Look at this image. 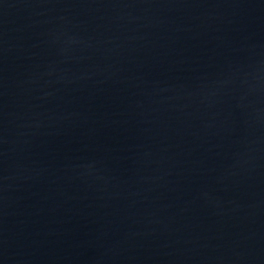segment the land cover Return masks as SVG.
<instances>
[{"label": "water", "instance_id": "obj_1", "mask_svg": "<svg viewBox=\"0 0 264 264\" xmlns=\"http://www.w3.org/2000/svg\"><path fill=\"white\" fill-rule=\"evenodd\" d=\"M0 264H264V0H0Z\"/></svg>", "mask_w": 264, "mask_h": 264}]
</instances>
